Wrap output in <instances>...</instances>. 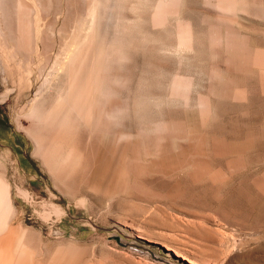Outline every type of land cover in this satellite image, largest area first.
I'll return each instance as SVG.
<instances>
[{
    "label": "rangeland",
    "instance_id": "374dc122",
    "mask_svg": "<svg viewBox=\"0 0 264 264\" xmlns=\"http://www.w3.org/2000/svg\"><path fill=\"white\" fill-rule=\"evenodd\" d=\"M237 2L0 0V264H264V0Z\"/></svg>",
    "mask_w": 264,
    "mask_h": 264
},
{
    "label": "bare ground",
    "instance_id": "6f19581e",
    "mask_svg": "<svg viewBox=\"0 0 264 264\" xmlns=\"http://www.w3.org/2000/svg\"><path fill=\"white\" fill-rule=\"evenodd\" d=\"M240 2V1H239ZM217 5H218V7L221 9V10H230V9H232V8H239L240 7V5H239V3L237 2V0H217ZM243 8V7H242ZM88 15H89V18H90V22H92V18H93V12H91V10L90 11H88ZM97 17V16H96ZM86 27V26H85ZM91 27V26H90ZM87 29V28H86ZM88 29H90V28H88ZM84 31V30H83ZM87 32H88V30H87ZM85 34H86V32H85ZM233 36V35H232ZM234 37V36H233ZM84 38H86V37H84ZM235 38V37H234ZM234 40H236V39H234ZM228 41V40H227ZM230 42V41H229ZM75 43V42H74ZM229 44V43H228ZM231 45V44H230ZM70 47V46H69ZM70 49H71V47H70ZM72 49H73V47H72ZM68 51V50H67ZM75 50H73V52H74ZM66 53V52H65ZM64 53V54H65ZM71 53V52H70ZM174 54V53H173ZM247 54V53H246ZM66 55V57L68 56H70V54L69 53H66L65 54ZM64 55V56H65ZM120 56H122V55H120ZM124 57V56H123ZM68 59V58H67ZM126 58H124V59H122V60H125ZM63 61H65V60H63ZM62 61V62H63ZM120 61V60H119ZM66 63V62H65ZM101 65V64H100ZM99 65V66H100ZM65 65H64V63H61L60 62V64H59V67L60 68H63ZM58 67V66H57ZM58 69V68H57ZM59 70V69H58ZM62 70V69H61ZM64 70V69H63ZM60 71V70H59ZM58 71V72H59ZM98 71V70H97ZM99 73V72H98ZM101 76V75H100ZM115 82H117V80H114V83ZM147 86V85H146ZM101 89V88H100ZM110 89V88H109ZM107 90H108V88H107ZM107 90L105 91V90H103L102 92H106V94H104V96L106 95V97L107 98H109V96H110V94L109 95H107ZM100 94V92L98 93V95ZM99 97H97V99H98ZM141 101V100H140ZM135 105V104H134ZM118 109H116L115 111V113H119V112H121L120 110H118ZM114 111V110H113ZM114 113V114H115ZM114 116V115H113ZM112 118V117H111ZM155 129V128H154ZM157 129V128H156ZM155 129V130H156ZM124 137H126L125 135H121V136H119V137H117V139L118 140H120V141H124ZM125 139H127V138H125ZM116 140V138L114 139V141ZM118 140H116L117 142L116 143H118L119 141ZM160 142V141H159ZM121 143V142H120ZM125 143V142H124ZM112 144H114V143H112ZM119 144V143H118ZM154 146V145H153ZM60 148V147H59ZM152 150V149H151ZM55 151V153L54 154H58L59 155V158H61L62 156H64L65 157V155H66V159H70L71 158V154L70 153H66V154H63V153H61L60 151H59V149L58 148H56V150H54ZM53 151V149H52V152H54ZM150 151V150H149ZM157 151V150H156ZM166 151V150H165ZM121 155V154H120ZM118 157H119V155H118ZM120 158H118L117 160H119ZM137 160V159H136ZM136 160H133L134 162H137ZM132 161V160H131ZM138 163V162H137ZM128 167H126V169H127ZM125 169V170H126ZM128 171V170H127ZM130 171V170H129ZM1 188V187H0ZM2 190V189H1ZM1 190H0V192H1ZM68 191V190H67ZM1 194V193H0ZM6 194V193H5ZM7 198V197H6ZM4 202H6L5 200L3 201L2 199H1V196H0V209L1 208H4L3 210H5V203ZM9 203V202H8ZM7 205V204H6ZM9 212V211H8ZM6 221V220H5Z\"/></svg>",
    "mask_w": 264,
    "mask_h": 264
}]
</instances>
